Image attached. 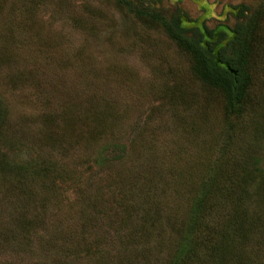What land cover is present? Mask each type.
<instances>
[{"label":"rangeland","instance_id":"1","mask_svg":"<svg viewBox=\"0 0 264 264\" xmlns=\"http://www.w3.org/2000/svg\"><path fill=\"white\" fill-rule=\"evenodd\" d=\"M121 1L0 0V264H264V0ZM138 9L255 25L239 120Z\"/></svg>","mask_w":264,"mask_h":264},{"label":"trees","instance_id":"2","mask_svg":"<svg viewBox=\"0 0 264 264\" xmlns=\"http://www.w3.org/2000/svg\"><path fill=\"white\" fill-rule=\"evenodd\" d=\"M119 2L122 1L119 0ZM135 15L140 19L160 23L167 36L176 43L179 49L191 57L196 76L204 84L222 94L227 123L230 124L231 119L239 120L241 114L245 112L244 108L251 84V78L245 67L251 51V39L255 36V25L251 23L244 28L230 31L232 33L230 38L227 37L225 31H218L214 37V31H207L206 28L204 32H201L198 28L182 27L180 13H174L170 18H165L150 10L138 9ZM217 193L219 192L216 191ZM196 200L194 209L202 208L203 203L206 202L205 199L202 200V196H198ZM240 216L243 217V221L248 220L244 212ZM240 229L238 230L242 237L250 233L249 228L244 229L241 226ZM189 255H186L185 251H179L171 264H199L197 254V258Z\"/></svg>","mask_w":264,"mask_h":264}]
</instances>
